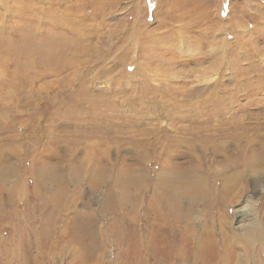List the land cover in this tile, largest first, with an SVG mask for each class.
I'll use <instances>...</instances> for the list:
<instances>
[{"label":"rangeland","instance_id":"374dc122","mask_svg":"<svg viewBox=\"0 0 264 264\" xmlns=\"http://www.w3.org/2000/svg\"><path fill=\"white\" fill-rule=\"evenodd\" d=\"M249 140L264 144V0H0V264H264L263 240L244 246L264 230ZM170 185L180 216L154 208ZM206 228L229 230L224 251L204 253Z\"/></svg>","mask_w":264,"mask_h":264},{"label":"bare ground","instance_id":"6f19581e","mask_svg":"<svg viewBox=\"0 0 264 264\" xmlns=\"http://www.w3.org/2000/svg\"><path fill=\"white\" fill-rule=\"evenodd\" d=\"M171 9H173V7H171ZM65 10V9H64ZM68 10V9H67ZM51 11V10H50ZM59 11V10H58ZM60 12V11H59ZM65 12H54L52 15H53V20L54 22L56 23H60L61 21L62 22H67L65 21L64 19H61L62 18V15L64 14ZM50 14V13H49ZM79 16V15H78ZM76 18V17H75ZM43 19V20H41ZM57 20H61L59 22H57ZM64 20V21H63ZM40 22L41 24L44 21V14L42 15V17L40 18ZM74 22H77L76 20H73V23ZM45 24V23H44ZM69 24V23H68ZM78 24V23H77ZM76 24V25H77ZM55 25V24H54ZM67 25V23H66ZM71 25L70 28L72 30L75 31H78V29H81L82 28V24H80V21H79V25H75V23L72 25V24H69ZM68 27V25H67ZM78 28V29H77ZM81 31V30H80ZM78 33V32H77ZM80 35V34H79ZM246 148H245V151H246V156L244 158V162H243V165L244 167H247V168H250V166H253L256 161L254 160V157H253V153L255 151H258V150H264V144H262L261 142H257V141H251L249 140L247 143H246ZM178 168V167H177ZM173 169V168H172ZM173 171V170H172ZM171 171V172H172ZM190 172V173H188ZM172 174V173H171ZM191 175L192 174V171L190 170H183V172H175V176L174 178L175 179V182L181 186H178V187H183L184 186V191L185 192H188L186 191V185H189V183L187 181H189V177L188 175ZM197 175V174H196ZM196 177V176H195ZM166 178V177H164ZM163 178V183H164V179ZM193 180V179H192ZM197 180V179H196ZM195 180V181H196ZM182 181V183L180 182ZM167 182V181H166ZM170 182V181H169ZM193 183V182H191ZM166 184V183H164ZM158 185V184H157ZM167 185V184H166ZM162 188V187H161ZM165 188V187H164ZM190 188V187H189ZM155 189V188H154ZM191 189V188H190ZM175 191H178L176 189H174L171 185L166 189V190H162L160 189L159 187L155 190L154 192V200H155V203H156V206L154 208H158V210H161V207L162 209H166V213L167 214H170V213H173V215H182V213H180V209L177 208L178 206L180 207V204L178 205V197H177V194L175 193ZM180 191V190H179ZM201 191V190H200ZM180 193V192H179ZM207 195V194H206ZM209 195V194H208ZM205 196V195H204ZM180 197V196H179ZM196 197V196H195ZM201 197V195H200ZM206 197V196H205ZM153 199V198H152ZM198 199V197H197ZM194 200V199H193ZM201 200V199H200ZM208 200V199H207ZM209 202V201H208ZM171 204V205H169ZM177 206V207H176ZM153 207V206H152ZM207 207V206H206ZM216 207V206H214ZM204 208V207H203ZM248 209L242 205L240 207H238V209L236 210V218H237V224H236V228H239L240 226H243L245 221H249V218H248ZM155 211V210H154ZM159 212V211H158ZM157 212V213H158ZM165 212V211H164ZM187 212V211H186ZM166 214V215H167ZM218 214V213H217ZM156 216V215H155ZM162 216V215H161ZM157 217V216H156ZM159 218H162V217H159ZM158 218V219H159ZM181 219V218H180ZM157 220V219H156ZM249 223V222H248ZM161 224V223H160ZM251 224V223H250ZM247 225V223H246ZM249 226V225H248ZM182 227V226H181ZM186 228H184L185 230V239H184V242H180L181 245L180 247L183 246V250L185 251L187 249L188 250H191V249H195V246H196V238H198V234L196 232V229L193 228L192 230L190 231H186ZM242 228V227H241ZM248 228V227H247ZM177 229V228H176ZM203 229V228H202ZM201 229V234L202 236L200 235V238H201V244H202V247H203V251L204 253L206 252L207 254H209V250L212 251L213 248H215L217 251H224L223 248H224V245L226 244V242L222 243V240H224L223 238H225L224 236H226L225 234L228 232L229 233V230L225 231L222 235V232L220 231L219 234V238L216 239V242L214 241V231H210L209 229L206 228L207 231L205 230H202ZM250 229V228H249ZM253 229V228H252ZM213 230V229H212ZM233 230V229H232ZM230 231V234L231 233H234L233 231ZM251 230V229H250ZM205 231V232H203ZM182 232V231H181ZM217 232V231H215ZM249 232V231H248ZM218 234V233H217ZM263 235H264V230H263V227L262 226H258L256 227L255 229L251 230L250 231V234L247 235V240H248V244H244L245 246V249L246 250V254L249 256V258L251 257L250 254H253L255 249L259 247L260 243H262V240L264 241L263 239ZM184 236V235H183ZM223 237V238H221ZM183 238V237H182ZM226 239V238H225ZM230 239V238H229ZM237 240H240V238L238 237ZM243 240V239H242ZM246 240V241H247ZM176 243V242H175ZM234 243V242H233ZM227 245V244H226ZM225 245V246H226ZM228 246V245H227ZM179 247V249H180ZM226 250V249H225ZM230 250V249H229ZM177 251H179L177 249ZM194 251V250H193ZM191 252V251H190ZM195 252V251H194ZM249 252V254L247 253ZM178 253V252H177ZM192 253V252H191ZM191 253H186L184 252L185 255H188V254H191ZM196 253V252H195ZM179 254V253H178ZM194 254V253H193ZM190 257V256H189ZM219 257V256H218ZM187 258V257H186ZM221 260V259H220ZM219 260V261H220ZM217 262L216 264H222L223 262Z\"/></svg>","mask_w":264,"mask_h":264}]
</instances>
